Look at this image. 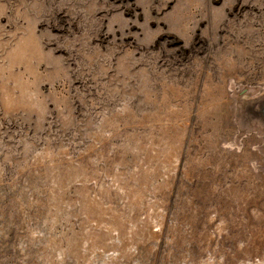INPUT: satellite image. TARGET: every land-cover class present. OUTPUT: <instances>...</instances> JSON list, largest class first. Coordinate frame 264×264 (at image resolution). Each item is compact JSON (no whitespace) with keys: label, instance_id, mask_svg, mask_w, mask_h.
Listing matches in <instances>:
<instances>
[{"label":"rangeland","instance_id":"obj_1","mask_svg":"<svg viewBox=\"0 0 264 264\" xmlns=\"http://www.w3.org/2000/svg\"><path fill=\"white\" fill-rule=\"evenodd\" d=\"M0 264H264V0H0Z\"/></svg>","mask_w":264,"mask_h":264}]
</instances>
